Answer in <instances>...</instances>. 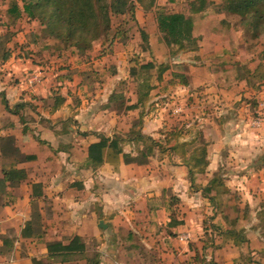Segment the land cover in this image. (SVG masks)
<instances>
[{
  "label": "crops",
  "instance_id": "obj_1",
  "mask_svg": "<svg viewBox=\"0 0 264 264\" xmlns=\"http://www.w3.org/2000/svg\"><path fill=\"white\" fill-rule=\"evenodd\" d=\"M12 57L0 59V264H47L46 244L65 243L75 235L88 254H99V264H121V250L132 256L145 250L150 264H178L176 260L190 264L207 252L210 264H264L237 257L245 243L256 242L249 236L236 244L204 227L207 221L208 227L245 232L243 219L258 221L256 213L235 217L225 213L229 206L221 195L236 194L252 212L264 205V120L261 128H254L248 95L233 97L237 108H216L208 93L212 88L203 83L199 117L184 121L181 127L186 129L178 137L180 142L189 141L198 131L206 143L208 163L196 174L203 179L196 178L192 185L185 164L189 151L183 157L176 149L163 155L156 151L144 164L125 162L123 153L136 155L142 148L140 142L125 140L122 152L107 148L100 164L90 163L89 146L101 135L126 137L140 123L142 133L156 139L164 136L174 125L160 110L138 115L139 106L117 112L109 106L111 93L100 109L87 98L99 93L89 94L81 79L72 83L55 67L27 60L21 64L19 57ZM188 86L180 90L187 92ZM56 94L64 100L53 108ZM16 105L20 107L14 112ZM188 113L185 108L182 118H191ZM10 169L23 173L2 182L3 170ZM216 172L221 184L207 190ZM175 200L182 213H175ZM200 204L214 213H198ZM27 223L33 235L25 237L21 232ZM206 232L212 234L209 242ZM259 243L251 248H264V239ZM117 251L115 262L111 257Z\"/></svg>",
  "mask_w": 264,
  "mask_h": 264
},
{
  "label": "rangeland",
  "instance_id": "obj_2",
  "mask_svg": "<svg viewBox=\"0 0 264 264\" xmlns=\"http://www.w3.org/2000/svg\"><path fill=\"white\" fill-rule=\"evenodd\" d=\"M11 2L12 0H0V32L6 33L0 40L2 41L0 53L3 49L9 50L8 58L19 57L21 64L27 60L37 63L38 66L55 67L59 76L65 77L66 80L71 79L72 83L81 79L89 94L90 91L99 93L94 98L91 95L87 96L95 103V107L100 109L104 107V99L110 93L122 95L123 102L129 104L134 103L137 92L145 91L148 94L147 99L135 113L139 115L143 112L149 115L155 113L157 109L171 119L172 125L181 127L184 126V121L188 119L190 122L196 121V117H199V101L204 95L202 85L207 83V88L213 89L208 93L211 94L212 105L216 108L223 106L237 108L239 102L233 103L236 101L233 97L248 95L246 98L251 101L249 110L253 111L254 128H261L264 120V24L257 30L247 27L244 23L246 18L225 11V0H154L150 9H143L136 3L133 14L128 12L125 15L110 16V29L107 35L94 40L91 47L82 53H75L73 45L66 46L57 38L46 36L43 26L36 19L30 20L25 14L16 20L10 19L6 9ZM161 9L183 12L191 20L193 35L197 38V49L177 50L176 46L165 45L158 32L154 13ZM141 31L147 35L145 42ZM35 34L38 36L37 42H33ZM113 36L115 37L112 39ZM146 62L168 65L161 81L157 80L156 67L148 71L139 69L140 65ZM130 67L138 69L137 75L130 74ZM172 73L185 75L189 84L187 92L180 90L183 85L177 83L178 78L172 76ZM145 76H149L147 83L151 85L150 87L144 86ZM240 80L239 87H231V84ZM217 91H220V95L218 93L215 95ZM253 95L256 98H252ZM118 102H112L109 106L121 112L122 109L115 108ZM185 108L189 110L191 118H182ZM132 121L137 122V117L132 118ZM253 123L250 125L253 126ZM196 178L202 181L203 175L195 176ZM197 184L195 183L193 187L195 188ZM220 197L226 201L225 205L229 206H225V213H230L232 217L241 213L257 214L258 221L253 223L246 219L241 221V224L246 226L245 232L242 233L244 238L249 236L256 241L254 244L262 245L259 242L264 239V205L258 204L260 210L255 209L252 212L236 194ZM172 204L175 213H182L180 202L175 200ZM200 206L198 213H214V210H207L203 204ZM205 225L210 230L211 224L208 227L206 221L204 227ZM204 237L207 242L212 238L207 232ZM249 241L244 244L246 246L244 251L238 253L237 257L243 261L250 258L264 261V248L260 250L251 248L254 244L252 242L250 244ZM119 253L114 252L111 260L118 262ZM134 253L136 256L126 255L125 251L121 250L120 257L123 255L121 264H150L152 261L145 250ZM82 262L77 260L69 264ZM176 263L184 264L177 260ZM198 263L210 264L208 252L201 258L197 256V260L190 264Z\"/></svg>",
  "mask_w": 264,
  "mask_h": 264
},
{
  "label": "trees",
  "instance_id": "obj_3",
  "mask_svg": "<svg viewBox=\"0 0 264 264\" xmlns=\"http://www.w3.org/2000/svg\"><path fill=\"white\" fill-rule=\"evenodd\" d=\"M136 3L141 5L143 9H150L153 7L154 0H12L6 12L12 20L21 18L23 14L28 16L30 20H38V23L43 26V32L46 36H53L66 46L73 45L75 53H82L91 47L94 40L107 35L110 29V16L125 15L128 12L133 14ZM224 8L228 13L246 18L244 23L247 27H253L257 30L259 26L264 24V0H225ZM154 13L158 32L165 45L168 47L176 46L177 50L191 51L197 49L198 43L197 38L193 35L192 22L183 12L161 9ZM4 34L6 33L0 32V40ZM140 34L145 42L146 33L141 31ZM37 37L35 34L33 42H37ZM9 56V50L3 49L0 53L2 61ZM154 67L157 68V80L161 81L163 72L168 69V65L165 63L156 65L152 62H146L141 64L139 69L148 71ZM137 73L136 67H130L131 75L135 76ZM172 76L178 78L177 83L188 84L185 75L172 73ZM148 79L149 76L143 78L144 86L150 87L151 85L147 83ZM147 95L145 91L137 92L136 102L129 104L123 102L122 95L112 93L110 98L113 102L119 101L115 108L127 112L142 106ZM52 96L54 98L53 108H56L63 102L64 96L60 94ZM18 107L20 105H16L13 111L17 112ZM182 132L183 128L174 125L168 131H164V136L156 139L142 133L140 123H137V125L132 126L131 132L127 133L126 137L115 134L112 137L101 135L99 141L89 146L90 163L92 165L100 164L107 148L115 153L122 152L121 143L125 140L142 144L141 150L136 155L123 153L125 162L144 164L148 161L149 156L154 155L156 151L159 155H163L176 149L180 151L182 157L189 151V155L185 158V164L188 166V175L193 185L196 174L203 173L208 163L206 160V143L198 131L191 140L180 142L178 137L181 136ZM2 173V182H5L14 179L15 176L23 172L19 169H10L3 170ZM221 179L217 172L214 173L208 181L207 190H210L211 187H218L221 184ZM173 223L178 224L179 222L174 221ZM210 228L212 229L211 232L230 238L236 244L246 241L242 230L221 229L212 224ZM21 235L25 237L33 235L29 223L22 229ZM4 243L8 244V240L4 239ZM46 248L47 263L69 264L77 260H82V264H99L100 262L99 254L97 252L88 254L85 243L77 235L65 243L62 241L48 242Z\"/></svg>",
  "mask_w": 264,
  "mask_h": 264
},
{
  "label": "water",
  "instance_id": "obj_4",
  "mask_svg": "<svg viewBox=\"0 0 264 264\" xmlns=\"http://www.w3.org/2000/svg\"><path fill=\"white\" fill-rule=\"evenodd\" d=\"M100 225H103V224H102V221L100 222ZM103 226H104V225H103Z\"/></svg>",
  "mask_w": 264,
  "mask_h": 264
}]
</instances>
